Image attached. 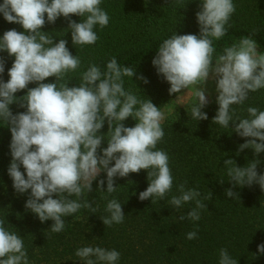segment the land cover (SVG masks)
Here are the masks:
<instances>
[{
    "label": "clouds",
    "instance_id": "1",
    "mask_svg": "<svg viewBox=\"0 0 264 264\" xmlns=\"http://www.w3.org/2000/svg\"><path fill=\"white\" fill-rule=\"evenodd\" d=\"M102 2L3 0L0 4L5 21L23 28L22 32L7 30L0 37V52L14 57L7 82L2 78L6 61L0 57V121L11 132L12 159L7 171L17 194L30 190L25 208L41 222L53 221L52 233L63 232L64 218L73 217L81 209L96 213L97 207L85 199V193L93 191L92 183L102 172L106 173L107 188L105 191V180L101 179L97 190L108 195L120 187L114 186L116 177L124 178L141 170H147L148 187L139 193V200L151 198L154 204L165 200L173 190L169 155L157 148L165 137L162 126L165 112L150 98L142 99L125 87V77L133 80L136 68L122 66L113 56L103 71L99 65L90 63L80 74L78 86L69 87V74L81 69L82 61L71 54L67 40L61 38L55 43L52 33L41 30L46 23L55 24L63 17L68 21L66 29L71 32L73 46L95 45L99 39L95 28L103 30L110 22ZM199 8L196 12L199 35L174 32L159 44L151 63L157 75L170 84V95L193 90L196 99L190 115L196 121L208 119L202 109L209 103L207 82L213 80L218 110L212 123L229 128L231 122L232 131L247 138L239 145L237 155L244 149H252L258 156L264 152V111L248 107L247 117L242 118L232 107L243 105L250 92L264 89V52L258 51V43L252 38L257 30L224 47L214 58L213 42L232 27L229 21L236 5L233 0H200ZM73 15L80 22L72 20ZM49 77H55V82L45 83ZM137 79L149 83L142 75ZM29 84L36 86L28 88ZM25 89V95H16ZM12 104L26 111L14 115ZM129 117L136 121L134 127L124 125ZM105 122L108 131L102 134ZM105 141L107 147H102ZM258 164L260 160L253 159L239 167L235 160H225L228 181L241 188L255 183L264 191V174L257 172ZM186 183L177 186L179 194L172 195L168 204L179 211L194 202L195 207L186 215L181 214L179 220L196 222L207 208L204 200L209 201L212 194L209 191L202 197L198 188H186ZM220 183L224 180L220 179ZM225 195L239 199L232 188L226 189ZM105 211L109 215L100 219L106 227L123 223L122 204L116 198L108 200ZM5 222L0 219V264H30L23 238L7 229ZM186 238L197 239L198 226ZM258 251L264 254V243L258 245ZM75 255L85 264H117L121 254L115 249L85 246L78 248ZM219 264L238 262L226 248H221Z\"/></svg>",
    "mask_w": 264,
    "mask_h": 264
},
{
    "label": "trees",
    "instance_id": "2",
    "mask_svg": "<svg viewBox=\"0 0 264 264\" xmlns=\"http://www.w3.org/2000/svg\"><path fill=\"white\" fill-rule=\"evenodd\" d=\"M233 3L236 11L229 21L232 27L219 41L213 42L214 58L224 47L252 35L254 29L257 31L252 38L257 41L258 49L264 51V0H233ZM199 5L200 0H103L101 7L108 12L110 22L103 30L99 26L95 28L99 39L92 46H73L71 32L66 29L68 21L63 17L55 24L46 23L41 30L52 33L55 43L61 38L67 40L71 54L82 61L81 69L69 74V87L78 86L80 74L90 63L99 65L103 71L115 56L122 66L136 68L133 80L125 77V87L142 99L150 98L163 110L177 94H169L170 84L157 75L152 59L159 44L174 32L199 35L196 20ZM71 19L80 22L77 16ZM11 29L23 31L21 25L8 23L0 14V37ZM0 57L6 61L2 78L7 82L14 57H9L7 52H0ZM140 75L149 83L138 80ZM44 82H55V77ZM35 86L29 84L28 88ZM26 92L27 89L21 90L16 95L20 97ZM192 103L171 111L162 124L165 137L157 148L168 153L174 178L173 190L165 200L154 204L151 198L139 200V193L148 187L147 170L116 177L114 186L120 187L111 195L97 190L101 179L105 180L104 190L107 188L106 173L102 172L92 183L93 191L85 193V199L97 207L96 213L81 209L73 217H65L66 227L61 233L50 231L52 220L41 222L25 208L30 190L23 195L15 192L7 171L12 159L11 132L0 121V219H5L7 229L23 238L30 264H85L75 255L78 248L85 246L117 250L121 254L117 264H219L221 248H226L238 264H264V254L258 251V245L264 243V191L255 183L251 187H233L224 168L227 159L235 160L239 167L259 159L257 172L264 174V152L257 156L252 149H244L237 155L239 145L247 138L232 131L231 122L229 128L212 123L218 110L216 100L202 109L208 119L201 121L191 119ZM232 107L242 118L247 117L248 107L264 111V89L250 92L243 105ZM10 109L14 115L26 111L17 104L10 105ZM123 123L134 127L136 121L129 117ZM107 131L105 122L101 133ZM102 147H107L106 141ZM20 170L24 172L23 166ZM220 179L224 180L223 184ZM185 181L186 188H198L202 197L209 191L212 194L209 201L204 200L207 208L196 222L179 220L181 214L186 215L195 207L194 202L185 204L179 211L168 204L172 195L179 194L177 186ZM229 188L238 193L239 199L225 195ZM112 198L122 204L125 218L121 224L106 227L100 217L109 215L105 208ZM197 226L198 238L188 240L186 234Z\"/></svg>",
    "mask_w": 264,
    "mask_h": 264
},
{
    "label": "rangeland",
    "instance_id": "3",
    "mask_svg": "<svg viewBox=\"0 0 264 264\" xmlns=\"http://www.w3.org/2000/svg\"><path fill=\"white\" fill-rule=\"evenodd\" d=\"M260 52H264L263 50L258 49ZM207 91H206V98L208 101H214L216 100L217 93L215 91V82L213 80H209L206 85ZM195 97L193 95V90H182L181 93L177 94L166 106L163 108L162 111L165 112V116L169 114L171 111L178 109V108H184L189 103H192L195 101Z\"/></svg>",
    "mask_w": 264,
    "mask_h": 264
}]
</instances>
